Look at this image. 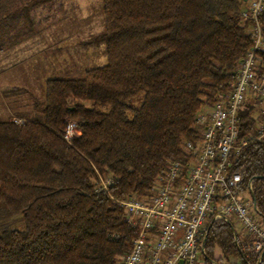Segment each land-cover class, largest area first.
Masks as SVG:
<instances>
[{"label": "trees", "instance_id": "16d2710c", "mask_svg": "<svg viewBox=\"0 0 264 264\" xmlns=\"http://www.w3.org/2000/svg\"><path fill=\"white\" fill-rule=\"evenodd\" d=\"M56 1L0 0V26L15 28L19 17L32 26L30 13ZM248 1L102 0V32L79 45L104 46L106 63L47 80L27 112L0 119V264L121 262L137 232L120 202L147 196L172 163L186 169L198 154L196 117L230 94L250 47L241 23ZM261 25L264 34V12ZM66 119L80 132L71 142ZM255 129L247 102L236 144ZM233 173L264 223V144L233 154ZM100 176L113 181L107 192ZM210 224L203 264H264V250L258 262L254 237L233 221Z\"/></svg>", "mask_w": 264, "mask_h": 264}, {"label": "built area", "instance_id": "2783aa9c", "mask_svg": "<svg viewBox=\"0 0 264 264\" xmlns=\"http://www.w3.org/2000/svg\"><path fill=\"white\" fill-rule=\"evenodd\" d=\"M264 0H249L241 15L248 26L250 47L240 61L237 80L230 94L211 108L198 113L195 125L200 133L199 151L188 165H170L147 196H133L120 202L128 225L137 234L129 252L119 264H203L208 226L212 222L235 221L254 237L251 256L264 250V223L249 207L240 191V173L229 175L231 157L249 142L264 144V109L256 120L255 133L238 144V112L250 99L264 102V71L259 70L264 51L261 16ZM20 124L21 121H15ZM80 134L77 124L66 119L63 139L71 142ZM185 150H194L187 142ZM110 179L100 178L101 191H108ZM230 264H245L233 260Z\"/></svg>", "mask_w": 264, "mask_h": 264}, {"label": "rangeland", "instance_id": "374dc122", "mask_svg": "<svg viewBox=\"0 0 264 264\" xmlns=\"http://www.w3.org/2000/svg\"><path fill=\"white\" fill-rule=\"evenodd\" d=\"M30 19L32 28L25 18L14 20V30L25 39L0 63V119H14L16 113L27 112L34 100L43 98L47 80L82 78L87 70L106 63L104 46L79 45L102 32V0H57L31 12ZM52 68L61 69V73L54 74ZM250 103L257 120L264 102L251 98ZM214 258H221L218 249Z\"/></svg>", "mask_w": 264, "mask_h": 264}, {"label": "crops", "instance_id": "0c3cea01", "mask_svg": "<svg viewBox=\"0 0 264 264\" xmlns=\"http://www.w3.org/2000/svg\"><path fill=\"white\" fill-rule=\"evenodd\" d=\"M45 6H47V5H45ZM29 27L32 28V26H29ZM18 31H21V30H18ZM15 33H17V35H15ZM24 36L25 35H20L19 32H16L14 30V28H10L7 26H0V59L3 60L0 63H3L7 60V58L10 56L9 52H11V49H13L15 46L21 44L23 42V40L25 39ZM5 53H6V57L3 56ZM7 53H9V54H7ZM52 70H53L54 74L55 73L59 74V72L61 73V69L57 70L55 68H52Z\"/></svg>", "mask_w": 264, "mask_h": 264}, {"label": "water", "instance_id": "95a60500", "mask_svg": "<svg viewBox=\"0 0 264 264\" xmlns=\"http://www.w3.org/2000/svg\"><path fill=\"white\" fill-rule=\"evenodd\" d=\"M251 196H252V199H253V194L251 193ZM254 209L256 210V207L254 206ZM211 225L212 224H210L209 226H208V232H209V229L211 228ZM212 264H216L215 262H211ZM180 264H183V262H180Z\"/></svg>", "mask_w": 264, "mask_h": 264}]
</instances>
